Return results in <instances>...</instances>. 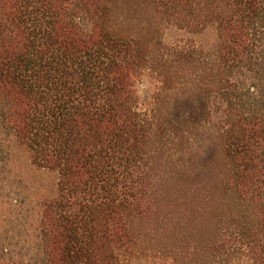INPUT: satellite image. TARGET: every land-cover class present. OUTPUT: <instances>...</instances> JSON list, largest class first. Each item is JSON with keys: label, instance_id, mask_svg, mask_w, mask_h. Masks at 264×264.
<instances>
[{"label": "trees", "instance_id": "trees-1", "mask_svg": "<svg viewBox=\"0 0 264 264\" xmlns=\"http://www.w3.org/2000/svg\"><path fill=\"white\" fill-rule=\"evenodd\" d=\"M153 1L186 33L116 32L106 0H0V132L57 175L42 264H187L156 258L133 229L156 211L152 142L176 136L157 104L139 109L148 80L153 100L172 94L169 120L193 137L209 126L229 162L237 206L203 264H264V0Z\"/></svg>", "mask_w": 264, "mask_h": 264}, {"label": "rangeland", "instance_id": "rangeland-1", "mask_svg": "<svg viewBox=\"0 0 264 264\" xmlns=\"http://www.w3.org/2000/svg\"><path fill=\"white\" fill-rule=\"evenodd\" d=\"M106 1L113 10L110 24L116 32L145 40L186 33L170 26L173 21L153 0ZM152 87L149 80L137 84L139 109L157 104L161 122H171L167 126L176 136L175 141L160 136L152 142V172L158 185L153 200L156 211L150 218L134 222L133 229L142 238L140 246L154 251L156 258L177 255L178 262L203 264L215 228L237 206V199L227 191L229 162L216 147L218 141L209 126L189 130L194 137L185 135L187 124L174 117L169 120L178 113L172 94L153 100ZM182 91L186 103L191 98L195 101L194 90ZM56 182L55 173L31 165L27 149L12 135L0 132V264H42L47 259L40 222L42 205L54 196ZM141 257L135 262L147 259Z\"/></svg>", "mask_w": 264, "mask_h": 264}]
</instances>
